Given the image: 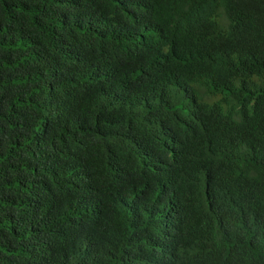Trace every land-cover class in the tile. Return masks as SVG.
<instances>
[{"label": "trees", "instance_id": "1", "mask_svg": "<svg viewBox=\"0 0 264 264\" xmlns=\"http://www.w3.org/2000/svg\"><path fill=\"white\" fill-rule=\"evenodd\" d=\"M0 264H264V0H0Z\"/></svg>", "mask_w": 264, "mask_h": 264}]
</instances>
